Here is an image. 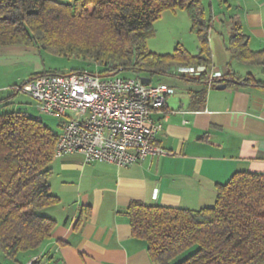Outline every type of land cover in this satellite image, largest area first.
Instances as JSON below:
<instances>
[{"label":"trees","instance_id":"1","mask_svg":"<svg viewBox=\"0 0 264 264\" xmlns=\"http://www.w3.org/2000/svg\"><path fill=\"white\" fill-rule=\"evenodd\" d=\"M177 9L188 11L200 52L194 55L182 45L168 54L150 52L147 40L155 22L164 11ZM210 22L201 0H0V49L42 46L93 60L101 74L152 77L175 66L210 64ZM248 39L237 26L228 49L264 73V50H251ZM77 72L84 71L70 73ZM246 81L264 86L254 77ZM206 96V89L192 93L197 108H204ZM58 137L27 112L0 110V251L10 259L40 247L56 227L45 210L59 202L50 191ZM127 214L133 236L146 242L155 264H264V173L234 172L217 185L212 206L188 209L133 200Z\"/></svg>","mask_w":264,"mask_h":264},{"label":"crops","instance_id":"2","mask_svg":"<svg viewBox=\"0 0 264 264\" xmlns=\"http://www.w3.org/2000/svg\"><path fill=\"white\" fill-rule=\"evenodd\" d=\"M210 7L212 62L193 65L192 74L150 77L151 83L174 87L166 105L152 114L162 123L155 143L166 153L130 166L88 162L80 153L55 158L50 191L59 202L45 210L56 221L52 236L15 259L0 251V263L155 264L146 242L132 234L127 214L131 201L200 209L215 203L217 185L234 172L264 173V86L246 81L264 80V73L233 58L228 49L239 26L251 50H264V0H211ZM184 46L194 55L201 50L200 45L197 52ZM24 50L36 56L40 48L0 49L2 112L14 111V60ZM222 84L226 87L217 88ZM203 89L206 103L200 109L192 93Z\"/></svg>","mask_w":264,"mask_h":264},{"label":"built area","instance_id":"3","mask_svg":"<svg viewBox=\"0 0 264 264\" xmlns=\"http://www.w3.org/2000/svg\"><path fill=\"white\" fill-rule=\"evenodd\" d=\"M195 71L193 65L171 70L182 76ZM12 89L28 95L41 112L65 119L55 158L80 153L88 162L130 166L166 153L155 143L162 123L152 114L174 92L167 83L147 84L136 74L84 71L38 74Z\"/></svg>","mask_w":264,"mask_h":264},{"label":"rangeland","instance_id":"4","mask_svg":"<svg viewBox=\"0 0 264 264\" xmlns=\"http://www.w3.org/2000/svg\"><path fill=\"white\" fill-rule=\"evenodd\" d=\"M58 1L73 4L77 0ZM203 2L208 12H210L212 7H210L211 0H203ZM185 44L193 52H197L198 45L201 48L198 36L192 31V20L188 11L181 9L164 11L154 24V34L147 40L148 50L156 54H168L172 53L178 45L184 46ZM97 68H100V66L93 60L86 61L75 56L56 54L41 46L36 56H33L30 51L24 50L21 57H15L14 84L20 85L29 78L43 73L68 74L75 69L96 72ZM17 110L27 112L31 117L40 119L57 134L61 132L65 119L41 112L36 107L34 101L28 95L21 92L17 93L16 97H14V111ZM195 249L196 247L191 248L180 256L177 261Z\"/></svg>","mask_w":264,"mask_h":264},{"label":"water","instance_id":"5","mask_svg":"<svg viewBox=\"0 0 264 264\" xmlns=\"http://www.w3.org/2000/svg\"><path fill=\"white\" fill-rule=\"evenodd\" d=\"M141 79H142V81H143L144 83H147V84H149V83L151 82L150 77H147V76H142ZM225 87H226V84H222V85H218V86H217V88H219V89H223V88H225Z\"/></svg>","mask_w":264,"mask_h":264}]
</instances>
